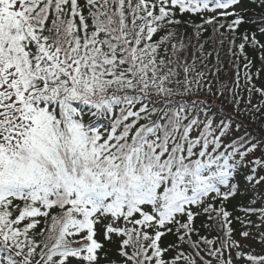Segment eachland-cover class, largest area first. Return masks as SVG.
<instances>
[{"label":"trees","instance_id":"trees-1","mask_svg":"<svg viewBox=\"0 0 264 264\" xmlns=\"http://www.w3.org/2000/svg\"><path fill=\"white\" fill-rule=\"evenodd\" d=\"M0 66L45 110L0 157V264H181L212 230L224 252L257 237L264 0H19Z\"/></svg>","mask_w":264,"mask_h":264},{"label":"rangeland","instance_id":"rangeland-1","mask_svg":"<svg viewBox=\"0 0 264 264\" xmlns=\"http://www.w3.org/2000/svg\"><path fill=\"white\" fill-rule=\"evenodd\" d=\"M0 5L8 13H17L19 0H0ZM0 71H4L2 66H0ZM30 103L31 98L21 85L11 84L10 80L5 79L0 81V157L10 153L9 142L12 144L16 140H33L31 132L34 125L31 123H33L36 116L44 113L45 110L35 108ZM215 123L218 124V122ZM236 132L232 126H227L223 134L224 143L228 144L233 140L236 137ZM216 138L217 134L212 133L211 139L215 140ZM257 146L247 150L248 154L242 156L241 159L246 164L253 162L254 165L258 164L260 166L257 178L261 183L258 189L262 198H264V151ZM199 148L200 146L197 147L196 151ZM192 189L194 191L199 189L197 182H194ZM212 231H210V234L214 238L210 239V241H213L211 248L200 255L197 254L189 261L180 262L181 264H248V260L264 259V219L259 222L257 237L253 235L239 240L236 248L229 252L222 250L224 244L219 246L220 240H218L217 231ZM260 239L262 244L258 243ZM237 254H240V257ZM256 264H264V261H256Z\"/></svg>","mask_w":264,"mask_h":264}]
</instances>
